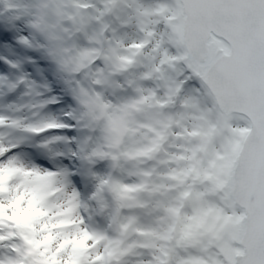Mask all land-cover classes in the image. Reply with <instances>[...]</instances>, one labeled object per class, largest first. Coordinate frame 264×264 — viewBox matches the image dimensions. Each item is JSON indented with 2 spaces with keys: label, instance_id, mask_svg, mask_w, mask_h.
<instances>
[{
  "label": "snow or ice",
  "instance_id": "snow-or-ice-1",
  "mask_svg": "<svg viewBox=\"0 0 264 264\" xmlns=\"http://www.w3.org/2000/svg\"><path fill=\"white\" fill-rule=\"evenodd\" d=\"M0 264H264V0H0Z\"/></svg>",
  "mask_w": 264,
  "mask_h": 264
}]
</instances>
